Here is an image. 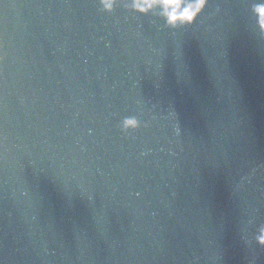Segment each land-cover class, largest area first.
I'll list each match as a JSON object with an SVG mask.
<instances>
[{
	"label": "water",
	"instance_id": "water-1",
	"mask_svg": "<svg viewBox=\"0 0 264 264\" xmlns=\"http://www.w3.org/2000/svg\"><path fill=\"white\" fill-rule=\"evenodd\" d=\"M111 2L0 0V264H264V0Z\"/></svg>",
	"mask_w": 264,
	"mask_h": 264
},
{
	"label": "clouds",
	"instance_id": "clouds-1",
	"mask_svg": "<svg viewBox=\"0 0 264 264\" xmlns=\"http://www.w3.org/2000/svg\"><path fill=\"white\" fill-rule=\"evenodd\" d=\"M162 3L164 4L165 7L167 6H175L177 3V0H162ZM101 6L102 9H108L110 10L113 7V4L111 0H101ZM204 6V0H196V3L192 4L190 7L194 9H202ZM187 15V13H185ZM195 19V17H193ZM168 23H174V19L172 21H167ZM191 22V21H189Z\"/></svg>",
	"mask_w": 264,
	"mask_h": 264
}]
</instances>
